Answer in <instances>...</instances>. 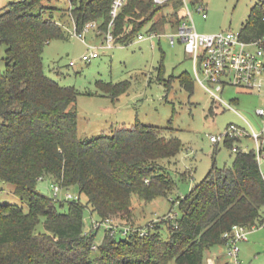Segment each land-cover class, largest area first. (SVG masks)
Segmentation results:
<instances>
[{
    "label": "trees",
    "instance_id": "16d2710c",
    "mask_svg": "<svg viewBox=\"0 0 264 264\" xmlns=\"http://www.w3.org/2000/svg\"><path fill=\"white\" fill-rule=\"evenodd\" d=\"M45 1L13 0L0 14V41L7 45L6 68L0 69V190L3 182H13L29 207L0 204V264H168L172 258L176 264H209L210 247L225 243L224 232L233 224L262 225L264 172L254 149H239L232 165L214 164L178 198L182 215L175 220L165 214L147 227L131 224L122 237L107 227L101 242L96 241L99 226L85 230L89 205L101 222L132 219L134 194L147 201L167 195L174 180L161 161L176 158L183 142L169 134L170 125L140 120L92 138L79 135V92L51 76L44 63L46 44L67 37L61 19L45 14ZM112 1L70 0L69 16L79 31L97 19L106 29ZM169 2L127 0L116 17V42L128 43L150 22V30L159 31L165 20L156 16ZM263 33L264 0L252 7L241 28L247 39ZM179 77L194 90L190 74ZM104 87L117 97L128 82ZM225 142L233 148L235 140ZM46 176L66 188L77 185L86 203L79 195L63 209L62 200L39 190L38 180ZM41 221L44 230L38 228ZM161 223L169 229L167 237Z\"/></svg>",
    "mask_w": 264,
    "mask_h": 264
},
{
    "label": "rangeland",
    "instance_id": "374dc122",
    "mask_svg": "<svg viewBox=\"0 0 264 264\" xmlns=\"http://www.w3.org/2000/svg\"><path fill=\"white\" fill-rule=\"evenodd\" d=\"M13 0H0V14ZM70 0H46L45 14L53 12L61 19L67 30L66 38H54L44 49V63L48 73L64 85H72L78 90V133L83 138H92L103 132H110L116 126H131L138 120L143 123L171 126L169 134L180 136L183 147L176 158L164 159L161 162L168 168L174 185L167 195L151 200H144L137 194L133 195L134 218L115 217L110 220L117 236H124L123 230L128 225L148 226L154 220H162L163 215H182L178 198L191 191L197 182L203 179L210 168L230 166L235 151L225 140L215 142L212 134L221 133L230 122L243 125L250 132L264 130V118L256 110L264 107V92H250L245 88L227 85L220 94L234 108L220 104L215 107L210 92L197 80L193 57L186 51L182 40L171 43L168 34L178 32L179 25L189 20L184 2L176 4L171 0L157 14L164 18L159 35L150 37L151 22L145 24L128 43L115 42L107 47L104 35L98 33L97 25L91 26L79 36L73 33L74 26L70 14ZM263 0H202L207 6L208 16L204 17L192 2V13L199 31L214 32L218 30H241L249 17L252 7ZM199 4V3H198ZM97 24L102 19L96 20ZM133 26H128L132 31ZM146 38L139 39L138 34ZM97 46L100 55L90 61L82 60L83 54ZM7 45L0 41V69L6 68ZM73 61V64H71ZM201 66V62L198 63ZM182 73L190 74L194 81V90H188L180 80ZM128 82V88L117 97H113L104 87L105 82ZM213 106L214 109H210ZM264 142V133L261 136ZM236 144V143H235ZM245 149H252L256 141L252 136L244 137L237 143ZM264 144V143H263ZM264 172V157L260 159ZM53 178L46 176L38 180L37 186L42 192L55 197ZM72 194L80 195L86 203L87 196L80 193L77 185L71 186ZM67 189L63 188L56 199L62 200L63 209H68ZM72 199V198H71ZM28 204L22 201L15 192L13 182H3L0 190V204ZM163 216V217H162ZM101 220L98 213L89 205L85 209V230L90 231L93 220ZM129 226V227H130ZM38 228L44 230L41 221ZM106 223L99 226L96 241L101 242L106 231ZM129 230V229H128ZM160 230L164 237L169 235L165 223ZM227 244H216L210 247L207 255L218 254L219 263L230 260ZM240 259L242 264H264V224L250 229L248 239L240 241ZM208 257V256H207ZM168 264H176L172 258Z\"/></svg>",
    "mask_w": 264,
    "mask_h": 264
},
{
    "label": "built area",
    "instance_id": "2783aa9c",
    "mask_svg": "<svg viewBox=\"0 0 264 264\" xmlns=\"http://www.w3.org/2000/svg\"><path fill=\"white\" fill-rule=\"evenodd\" d=\"M157 3H165L171 0H154ZM127 0H113L111 5V18L108 23V27L103 29L100 24L96 23V20L89 21L85 24L82 31L77 29V25L73 22V33L79 36H84V33L89 27L97 25L98 33L104 35L106 46L111 47L116 42V36L114 27L116 23V17L120 10L125 5ZM185 3L189 20H184L180 23L178 32L168 34L171 43H175L178 39L182 40L185 44L186 51L193 57L195 79L201 83L214 98L215 107L220 104L227 105L230 108L234 106L227 101L220 94L227 85H235L250 92H264V33L255 38H244L241 35V30L234 31L232 29L218 30L214 32H202L199 31L195 20L193 18L192 2H194L195 8L204 17L208 16L207 6L202 0H182ZM199 3V4H198ZM150 37L159 35V31L150 30ZM139 39L146 38L145 34L139 33ZM100 55L97 46H93V50L83 54L82 60L90 61ZM201 62V66H199ZM73 64V61H71ZM256 112L264 118V107H258ZM262 133L264 130L257 131L252 129L250 132L243 125H239L235 122H230L225 129L219 134H212L211 139L215 142L220 140L234 139L233 150L237 151L250 150L245 149L237 143L240 142L246 136H252L256 145L252 149L256 152L257 158L264 157V142L261 141ZM236 143V144H235ZM44 178V177H40ZM53 189L55 197L57 198L60 191L64 187L59 181L53 179ZM66 197L78 198L79 195H73L66 188ZM95 226H101L102 223H106V227L112 228V233L116 232L115 226L110 223V220L105 222L93 220ZM264 224V223H263ZM260 225L247 226L240 223H235L233 226L224 232V237L227 244V254L231 257L227 261V264H242L240 259V241L248 239V233L250 229L256 228ZM129 227H125L124 233H127ZM143 234H148L147 228L142 229Z\"/></svg>",
    "mask_w": 264,
    "mask_h": 264
},
{
    "label": "crops",
    "instance_id": "0c3cea01",
    "mask_svg": "<svg viewBox=\"0 0 264 264\" xmlns=\"http://www.w3.org/2000/svg\"><path fill=\"white\" fill-rule=\"evenodd\" d=\"M218 258H219L218 254H213V255L209 254L207 257V262L209 264H220Z\"/></svg>",
    "mask_w": 264,
    "mask_h": 264
}]
</instances>
